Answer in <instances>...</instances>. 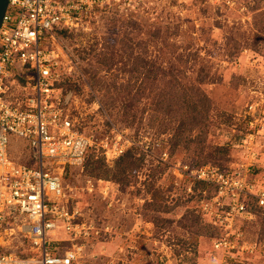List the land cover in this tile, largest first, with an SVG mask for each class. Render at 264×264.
Instances as JSON below:
<instances>
[{
    "label": "rangeland",
    "instance_id": "rangeland-1",
    "mask_svg": "<svg viewBox=\"0 0 264 264\" xmlns=\"http://www.w3.org/2000/svg\"><path fill=\"white\" fill-rule=\"evenodd\" d=\"M58 36L68 55L56 69V85L72 92L66 107L94 143L85 164L102 165L98 174L84 167L87 176L103 179L90 192L82 177L65 179L76 187L72 205L93 222L80 263L264 264V206L253 201L254 217L236 222L240 240L256 246L241 250L233 239L228 256L214 247L220 231L200 209L203 192L210 196L213 187L187 176L174 180L173 173L178 163L243 164L264 188V0H121L93 9ZM130 48H145L151 60L174 65L185 85L201 88L205 97L197 92L194 98L202 124L177 129L183 108L169 102L156 112L157 90L126 105ZM126 140L134 144L121 172L115 160L106 162L101 144Z\"/></svg>",
    "mask_w": 264,
    "mask_h": 264
},
{
    "label": "built area",
    "instance_id": "built-area-1",
    "mask_svg": "<svg viewBox=\"0 0 264 264\" xmlns=\"http://www.w3.org/2000/svg\"><path fill=\"white\" fill-rule=\"evenodd\" d=\"M119 1L8 0L0 25V264H81L87 254L93 222L72 205L76 187L65 179L82 177L89 192L103 179L85 174L94 143L76 128L66 107L72 92L56 85V69L68 55L58 32L75 27L93 9ZM133 144L105 141L106 162ZM247 166L173 167L174 180L187 176L213 187L210 196L203 192L200 209L220 231L214 247L227 249V255L233 239L241 238L236 222L254 217L253 201L264 206V188L256 186ZM107 188L101 192L111 205ZM255 246V241L240 240L241 250Z\"/></svg>",
    "mask_w": 264,
    "mask_h": 264
},
{
    "label": "trees",
    "instance_id": "trees-1",
    "mask_svg": "<svg viewBox=\"0 0 264 264\" xmlns=\"http://www.w3.org/2000/svg\"><path fill=\"white\" fill-rule=\"evenodd\" d=\"M135 49L130 48V55L133 56V63L129 72H131V79L133 80L132 84L126 85L125 90H127V106L132 105L136 101L140 100L143 97H149V94L146 92L150 90H157L152 94V105L156 112L162 111L164 108L162 106H166L167 108L172 105L169 102H176L179 106L183 108V115L181 119L177 122L178 128L182 130H191L197 124H202V119L197 114L201 115V107L199 103L195 100V93L200 92L203 97L205 94L202 93V90L197 85H185L184 80H182L178 73L177 69H175L174 65H165L159 61L151 60L148 57L147 51L145 48L139 49V52L135 53ZM105 55H103V62H105ZM124 70V66L120 67ZM119 68V69H120ZM120 69V70H121ZM184 71L182 70V74ZM205 75H201L198 77L199 82L204 81ZM116 82L113 81V84ZM187 84V83H186ZM120 83V87H121ZM118 86V87H119ZM197 86V87H196ZM132 88H134V92L131 93ZM123 89V90H124ZM200 104L203 100L199 99ZM168 105V106H167ZM221 148V146H218ZM131 156V151L126 149L122 155H120L117 159H115V166H119V170L122 172L126 169V164L121 165V163ZM88 163L84 165L85 171L90 169L92 174H98L101 170V164L92 167L87 166ZM91 167V168H90ZM116 167L114 170H116ZM109 168L104 169L105 173ZM103 170V169H102ZM98 176V175H96Z\"/></svg>",
    "mask_w": 264,
    "mask_h": 264
},
{
    "label": "water",
    "instance_id": "water-1",
    "mask_svg": "<svg viewBox=\"0 0 264 264\" xmlns=\"http://www.w3.org/2000/svg\"><path fill=\"white\" fill-rule=\"evenodd\" d=\"M8 0H0V25L2 23L3 15L7 7Z\"/></svg>",
    "mask_w": 264,
    "mask_h": 264
}]
</instances>
